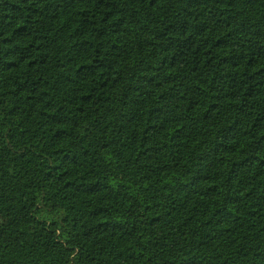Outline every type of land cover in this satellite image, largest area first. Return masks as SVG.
I'll return each instance as SVG.
<instances>
[{
    "label": "trees",
    "instance_id": "1",
    "mask_svg": "<svg viewBox=\"0 0 264 264\" xmlns=\"http://www.w3.org/2000/svg\"><path fill=\"white\" fill-rule=\"evenodd\" d=\"M0 264H264V0H0Z\"/></svg>",
    "mask_w": 264,
    "mask_h": 264
}]
</instances>
